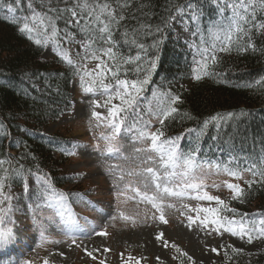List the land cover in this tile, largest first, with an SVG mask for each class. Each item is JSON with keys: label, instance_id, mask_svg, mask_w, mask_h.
<instances>
[{"label": "snow or ice", "instance_id": "snow-or-ice-1", "mask_svg": "<svg viewBox=\"0 0 264 264\" xmlns=\"http://www.w3.org/2000/svg\"><path fill=\"white\" fill-rule=\"evenodd\" d=\"M212 3L216 9V19L207 24L202 19L203 10L199 0H168L165 12L159 15L150 9L151 0H0V13L31 44L50 52L54 58L69 66L74 96L81 97V103L89 101L86 106L91 108L90 124L92 121H107L108 134L101 133L92 145L98 156L120 157L127 161L129 157L123 155L124 148L119 143L125 131L134 135L131 141L134 145L147 142L146 147L133 148L132 159H139L142 164L151 162L156 166L137 168L127 173L115 166L120 172L116 179L122 182L128 175L148 180L157 194L141 192L139 187L133 188V191L160 211L159 219L162 222L167 223L162 211L165 195L183 197L186 193L194 192L195 199L215 201L218 207L190 208L189 211H195L197 215L187 217L189 227L198 223L205 230L221 236L227 233L252 245L254 241H264V211L238 214L237 209L229 208L220 196L204 190L207 187L205 178L214 167L236 181L243 180V184L227 181L225 184L232 200L244 202L251 196L254 185L264 187V148L252 162L242 165L238 157L230 156L227 161L221 160L215 165L208 161L205 168L204 162L200 161L198 146L184 153L178 144L184 135L195 133L198 145L200 137L206 135L210 127L217 133L213 140L224 144L234 140L237 135L246 136L247 130L240 126L251 113L245 109L217 112L203 120L198 128H187L184 133L170 137L166 135V122L188 115L181 113L179 105L183 103L182 97L171 89L156 90L151 98L145 95L146 86L158 66L160 50L172 32L176 33L177 39L181 35L185 37L187 47L193 54L191 73L195 81L215 78L217 82L226 83L220 79L221 73L217 71L225 55L247 54L250 51L264 54V0H212ZM153 19L157 22L152 23ZM123 46H128V54L120 50ZM47 58L44 55L41 63L46 62ZM88 61L97 63L90 69ZM24 75L31 82L29 87L35 91L52 87L44 79V73H30L25 66ZM254 84L264 88V77L255 80ZM245 86L253 88L254 85L249 83ZM55 91L59 93L60 88L57 86ZM95 96L104 99H91ZM98 108H106L107 115L97 111ZM54 115L60 119L67 113L61 110ZM153 121L159 124L155 131L151 130ZM6 123L5 117L0 122V139L7 138L11 133L10 127L5 130ZM95 126L99 127V124ZM222 134L228 139H223ZM101 141L105 143L102 145ZM261 143L264 144V140ZM12 146L20 147L15 142ZM88 148L87 144L73 143L71 149L60 146L58 150L65 157H86L91 154ZM220 150L224 151L223 148ZM142 153L146 158L141 156ZM30 156L32 159H29ZM33 160L34 154L30 153L23 156H14L11 152L0 154V249L16 238V220L10 214L15 205L21 202L20 193H32L35 189L34 194L40 200L39 204H35L37 209L43 210V206H47L55 209L54 215L63 216L61 210L65 208L70 193L57 191L51 173L44 171L39 164L35 165V170L26 167ZM113 170L114 166L109 165L108 173L111 174ZM245 175L251 178L244 179ZM15 185L19 186V193L14 190ZM131 186V181L125 184L126 188ZM144 186L147 187L146 184ZM158 199L160 203H157ZM225 211L231 215H224ZM201 213L205 215L201 216ZM6 220L14 227H6ZM44 234L41 233L42 236ZM94 234L101 237L109 235L106 230ZM162 236L163 233H160L156 239L160 240ZM53 242L62 243L60 240ZM71 245L80 246L75 239L71 240ZM228 248L238 254L244 252L243 248L231 245ZM211 251L220 255L218 248L214 247ZM85 252L88 257L96 259L93 251L85 249ZM223 254L231 259L227 249ZM182 255L192 260L186 252ZM24 264L31 262L25 261ZM44 264H48V261L45 260Z\"/></svg>", "mask_w": 264, "mask_h": 264}, {"label": "trees", "instance_id": "trees-1", "mask_svg": "<svg viewBox=\"0 0 264 264\" xmlns=\"http://www.w3.org/2000/svg\"><path fill=\"white\" fill-rule=\"evenodd\" d=\"M167 4L168 0H151L150 9L157 15L163 14ZM199 4L203 10L202 19L205 24L216 19L212 0H199ZM156 22L157 20L153 19L152 23ZM120 50L125 54L129 52L128 46H123ZM43 52L44 49L31 44L27 37L18 33L17 27L0 13V122L6 117L5 130L9 127L11 129L7 138L0 139V154H34V160L31 164H26V167L35 170V165L39 164L44 171H49L57 191L70 193L68 202L76 203L81 197L92 194V191L86 190L87 186L78 182V176L63 171L75 156L65 157L58 149L60 146L71 149L74 140L66 134L45 132L47 124L58 120L54 113L71 110L72 70L56 58H47L46 62L41 63ZM192 58L193 54L184 42L175 38L174 32L170 33L160 50V59L155 72L152 73L151 82L146 86L145 94L150 89H171L182 97L183 103L179 107L182 114L188 115L168 120L165 124L166 135L175 137L184 133L187 128H198L203 120L217 112L245 109L251 113L240 126L241 129L247 130L246 136L237 135L234 140L224 144L213 140L212 137L217 133L210 127L207 134L200 137L198 145L195 133L184 135L178 144L184 153H189L198 146L200 161L218 163L221 160L227 161L230 156H236L242 165L252 162L264 148L261 143L264 140V88L254 84L255 80L264 77V54L250 51L247 54L225 55L217 71L221 73L220 79L227 81L226 83L217 82L215 78H205L185 88L179 82L192 74ZM25 66L30 73H44V79L51 83L52 87L42 88L40 91L31 89V82L24 75ZM249 83H253V88L245 86ZM57 86L60 88L59 93L55 91ZM25 92L28 94L25 95ZM223 139L228 137L223 136ZM13 142L20 147L12 146ZM221 148L224 149L223 152ZM67 186L71 188L65 191ZM14 187L19 188L18 185ZM34 192L35 189L32 193L20 194L19 204L27 203V200L38 201ZM226 204L229 208L237 209L238 214L264 211V187L254 185L251 196L244 202L230 199ZM223 214L231 215L228 211ZM226 249L231 259L223 255L225 264H264V241H261L259 253L251 256L246 251L238 254L228 246ZM174 260L179 264L191 263L180 252H174Z\"/></svg>", "mask_w": 264, "mask_h": 264}, {"label": "rangeland", "instance_id": "rangeland-1", "mask_svg": "<svg viewBox=\"0 0 264 264\" xmlns=\"http://www.w3.org/2000/svg\"><path fill=\"white\" fill-rule=\"evenodd\" d=\"M174 37L177 38L175 32ZM178 40L183 41L186 48L191 51L183 35ZM44 55L54 58L45 50L42 57ZM96 63V61H88L87 66L91 69ZM194 82L191 74L180 80L179 84L189 88ZM156 90L159 89H150L147 96L151 98ZM91 99L102 101L104 97L95 96ZM81 100V97L73 94L71 110L66 112L65 117L47 124L45 132L66 134L74 140V143L89 145L88 151L91 154L86 157L75 156L63 171L78 176V182L82 186H87L86 190L92 191L91 197H82L73 207L65 206L61 210L63 216L54 215L55 209L47 206H43V210L37 209L35 204H39L38 202H33L31 207L18 205L10 214L16 220V238L10 245L0 249V264H24L25 261H30L31 264H44L45 260L48 264H101V261L103 264H136L137 261L140 264H179L174 260V252L181 254L186 252L192 257L190 264H225L223 253L229 245L243 248L248 253H259L261 241H254L249 245L246 241L227 233L221 236L214 231L205 230L198 226V223H193L189 227L190 222L187 217L197 215L195 211H189L190 208L218 207L215 201L195 199L194 192L186 193L183 197L165 195L162 211L167 223L162 222L159 219L160 211L133 191V188L139 187L141 192L147 191L149 195L157 194L148 180L128 175H125V180L122 182L116 179L120 172L115 166L122 168L125 173L137 168L156 166L151 162L142 164L139 159H132L133 148L146 147L147 142L134 145L131 143L134 135L125 131L119 138V143L123 145V155L129 157L127 161L120 157L98 156L92 145L97 142L96 137L101 133L108 134L107 121H92L90 124L91 108L86 106L89 101L81 103ZM96 110L107 115L106 108ZM96 124H99V127H96ZM153 124L152 131L156 129L158 123L153 121ZM104 143L101 141L102 145ZM141 156L146 158L143 153ZM109 165L114 166L111 174L108 173ZM204 167H208L207 162H204ZM250 178L248 175L244 177V179ZM129 181L132 182V186L126 188L125 184ZM225 181L243 184V180L236 181L213 167L205 178L207 187L204 190L211 195L220 196L227 203L231 199V192L226 187ZM145 184L147 187L144 186ZM70 188L71 186L65 187V191ZM14 190L19 193V188L14 187ZM157 203H160L159 199ZM5 226L14 227L7 220ZM73 226H75L74 230ZM64 229L68 231L65 232ZM101 230H106L109 235L101 237L94 234ZM42 232L45 233L43 236ZM160 233H163V236L157 240L156 237ZM72 239H75L80 246H69ZM56 240L62 243H54L53 241ZM214 247L220 249L219 256L211 251ZM85 249L93 251L96 259L88 257ZM60 253L64 255L61 256Z\"/></svg>", "mask_w": 264, "mask_h": 264}]
</instances>
